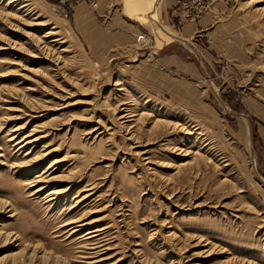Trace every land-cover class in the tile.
<instances>
[{"label":"rangeland","instance_id":"obj_1","mask_svg":"<svg viewBox=\"0 0 264 264\" xmlns=\"http://www.w3.org/2000/svg\"><path fill=\"white\" fill-rule=\"evenodd\" d=\"M8 1L0 0V264H264V0L213 2L204 58L162 23L163 0L155 23L130 13L129 0ZM22 2L29 13L5 16ZM39 14L44 25L28 26ZM56 22L62 32L44 37ZM159 25L177 37L164 45ZM170 52L200 72L184 73ZM38 124L35 136H47L21 149ZM45 144L58 150L13 169ZM64 157L34 194L29 179ZM56 186L67 190L58 203L47 196ZM96 226L109 235L106 253L87 235Z\"/></svg>","mask_w":264,"mask_h":264},{"label":"bare ground","instance_id":"obj_2","mask_svg":"<svg viewBox=\"0 0 264 264\" xmlns=\"http://www.w3.org/2000/svg\"><path fill=\"white\" fill-rule=\"evenodd\" d=\"M17 2H20V0H9L7 3H6V6H8V7H11L14 3H17ZM130 4H129V6H128V8H130V10L131 11H133V12H131L130 11V13H132V14H136V12L137 11H140L141 13H142V16H143V18L145 17L146 19L148 18V19H150L152 22H156L157 21V19H156V15H157V8H158V5H160V3H161V0H129L128 1ZM19 7H18V9L15 11V12H9V11H7L6 13H5V16H8V17H14V16H17V15H19V16H21L20 14H21V10L23 11V9H26L25 10V12L26 13H29V9H30V7H29V4H27V3H25V2H22V3H20L19 5H18ZM3 13V12H2ZM140 13V14H141ZM138 14V13H137ZM37 17V16H36ZM34 18V17H33ZM37 19V20H36ZM36 19H32L31 18V20H29V22H28V26H30V27H36V26H40V25H44V21L42 22V21H39L40 20V14H39V17H37ZM61 25L62 24H59V23H51V26H50V28L48 29V30H46V32L44 33V37L45 36H49V35H58L60 32H62V30H60L61 29ZM160 26V25H159ZM160 30H161V33H163L164 35H167L168 36V38L170 39V40H172L173 41V37H175V35H174V33L172 34L171 33V31H169V30H167V28H165L163 25L162 26H160ZM34 33V32H33ZM33 36H34V38L36 39L35 41L38 43H40L41 44V42H42V38L41 37H39V36H37V34H32ZM52 42H56V43H61V44H63V40H62V38H60V37H57L56 39H54V41H52ZM44 46V45H43ZM42 46V47H43ZM46 48H47V45H45L43 48H42V50L44 49V51H46ZM49 48H51V49H49ZM47 50H52L53 48L52 47H49ZM39 49V48H38ZM191 49V48H190ZM41 53H43V52H41ZM50 53V52H49ZM54 54V53H53ZM40 55V54H39ZM42 55V54H41ZM57 56H59V55H57ZM57 58V57H56ZM5 92V91H4ZM127 104V103H126ZM136 115V114H135ZM132 116V115H131ZM130 117V116H129ZM122 118H126V116H122ZM44 125V124H43ZM42 127V125H40V124H38V125H36L33 129H32V131H30V133L29 134H27V136H26V134H25V137L24 136H21V139L18 141V143L17 144H24L23 146H21V149H23L25 146H29V145H32V144H34L35 142H37V141H39V140H41V139H43L44 137H46L47 136V134L46 135H39V136H35V132H38V131H40L41 128ZM44 127V126H43ZM23 128V127H22ZM19 129V127H17V128H15V129H13L12 130V132H14V131H16V130H18ZM42 131V130H41ZM54 148V147H53ZM52 147H51V144H45L44 145V152L43 153H41V155L40 156H38V157H36V158H34V159H30V160H24L23 162H21V163H15V164H13L12 165V167H13V169H16V171H18V172H20V171H26V170H29L30 168H32V167H36L37 165H40L41 164V162L42 161H44L45 159H47L50 155H52L55 151H57L58 149V147L55 149H53ZM2 149V148H1ZM17 152V151H16ZM26 154V153H25ZM56 154V153H55ZM54 154V155H55ZM37 155V154H36ZM31 157L33 156V155H30ZM25 157L27 158V156L25 155ZM34 157V156H33ZM66 157V156H65ZM65 157L63 158V159H54L53 158V160L51 161V163H49V165H48V168H46V170H44V171H39V172H37V173H35V175L33 176V178L32 179H29L31 182L30 183H32L31 184V187H34L35 188V190H34V194H36V193H39L40 191H42L44 188H45V186L44 185H41V186H38V185H40V183H42V182H46V181H52V180H54V177L53 176H50L51 175V173H49L48 175H47V173L54 167V166H56L58 163H60V162H62L64 159H65ZM26 158H24V159H26ZM184 164V163H183ZM186 164V163H185ZM57 180V179H56ZM25 181H27V178L25 179ZM56 182V181H55ZM54 183V182H53ZM38 186V187H37ZM90 186V185H89ZM87 187V186H86ZM33 189V188H32ZM87 188H82L81 190H82V192L83 191H92V189H94V187H92V184H91V187H90V189L89 190H86ZM81 190H79V192L81 191ZM67 190H63L61 187H59V186H56V187H54V188H52V189H50L49 191H48V193H47V196L49 197V199L52 201V202H59L60 201V196L61 195H63L65 192H66ZM81 192V193H82ZM84 194V193H83ZM92 194H91V192H88L87 194H84L83 196H82V198H80L78 201H77V203L78 202H80L81 200H85V199H88L90 196H91ZM81 197V196H80ZM77 199V198H76ZM3 202V201H2ZM8 204V202H6L5 201V205H7ZM83 215V214H82ZM83 216H81V218H82ZM81 218H79V219H81ZM85 219V218H84ZM93 222H85V223H83V225H78V226H76V227H74L73 229H72V231H71V235H74L75 233H77L78 231H80L81 230V228H82V226L83 227H87V226H89L90 227V225L92 224ZM81 227V228H80ZM105 229H106V227L105 228H101L100 226H96V229L95 230H93L92 232H89L87 235H91V234H93L94 233V235L92 236V238L93 237H100V241H98V243H96L97 245H99L98 247H100V249H102L101 251H105V253H106V251H109L110 250V247H111V242H110V238L108 237L109 235H105L106 234V232H105ZM82 231V230H81ZM108 231V230H107ZM108 234V233H107ZM85 235V234H84ZM87 239V238H86ZM89 240V239H88ZM95 244V243H94ZM35 250V249H34ZM100 251V252H101ZM97 253V252H96ZM108 253V252H107ZM100 254H102V253H100ZM14 255H15V253H14ZM44 255H45V253H44Z\"/></svg>","mask_w":264,"mask_h":264},{"label":"crops","instance_id":"obj_3","mask_svg":"<svg viewBox=\"0 0 264 264\" xmlns=\"http://www.w3.org/2000/svg\"><path fill=\"white\" fill-rule=\"evenodd\" d=\"M182 1L183 0H163V3L165 2L167 4V8L165 9V11H163L161 15L162 23L172 28L178 34V38L181 40V41L179 40L181 43L190 42L197 51V53L196 51H192L193 54H195V56L199 57L198 55H196L199 53L201 54L202 58H204L207 56V54L200 47L199 40L201 38L208 36L209 30L216 23V20H217L216 13H214L212 9L211 10L209 9L207 13H205L198 19L187 18L185 16V11L183 9V6L181 7ZM101 8L104 11L107 9L106 6L104 7L102 4H101ZM171 33L173 34L174 32H171ZM174 35L176 38L177 35L175 33ZM159 40L164 45L172 42V40H170L168 36L164 35L163 33L159 35ZM159 48L161 49V51L165 49V47L162 48V46H160ZM167 55L170 58H175V61L179 64V66H181V70L184 73L189 74V75H195L198 72V70L200 72V69H198L197 65L193 62L191 63L189 61H186V59L181 53L175 54L174 52H170ZM205 71L207 72V70ZM243 98H246L247 100L246 103L249 105V108L251 107L255 109V98L250 97V96L243 97ZM242 103L244 105V101H242ZM255 110L256 112H258V107ZM250 111L252 110L249 109L248 111L249 114H250ZM256 112L255 114L252 113V116L257 118ZM263 118H264V110H263ZM261 121L263 122V128L261 129L257 128V129L258 131H260L262 145H263L262 153L264 154V119Z\"/></svg>","mask_w":264,"mask_h":264},{"label":"built area","instance_id":"obj_4","mask_svg":"<svg viewBox=\"0 0 264 264\" xmlns=\"http://www.w3.org/2000/svg\"><path fill=\"white\" fill-rule=\"evenodd\" d=\"M216 0H184L182 3L185 11V16L190 19H198L205 13H207L213 2ZM78 3H88L95 5V0H77ZM230 68L229 65H227Z\"/></svg>","mask_w":264,"mask_h":264}]
</instances>
